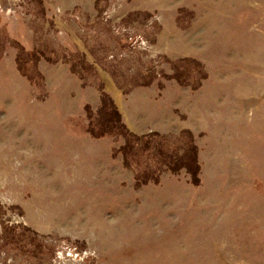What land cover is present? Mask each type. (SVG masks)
Segmentation results:
<instances>
[{"label":"rangeland","instance_id":"rangeland-1","mask_svg":"<svg viewBox=\"0 0 264 264\" xmlns=\"http://www.w3.org/2000/svg\"><path fill=\"white\" fill-rule=\"evenodd\" d=\"M0 264H264V0H0Z\"/></svg>","mask_w":264,"mask_h":264},{"label":"trees","instance_id":"trees-1","mask_svg":"<svg viewBox=\"0 0 264 264\" xmlns=\"http://www.w3.org/2000/svg\"><path fill=\"white\" fill-rule=\"evenodd\" d=\"M105 97H106V95H105ZM115 108V107H114ZM127 135V137L129 138V141H130V137H132V138H134L135 136L133 135V134H131V133H129L128 132V134H126ZM99 136V135H98ZM135 138H137V137H135ZM194 158H195V163L197 162V158H196V149L194 148ZM196 168L198 169L199 167L196 165Z\"/></svg>","mask_w":264,"mask_h":264}]
</instances>
